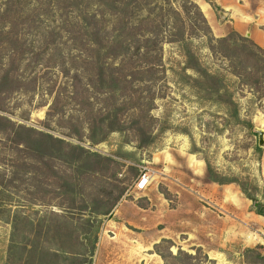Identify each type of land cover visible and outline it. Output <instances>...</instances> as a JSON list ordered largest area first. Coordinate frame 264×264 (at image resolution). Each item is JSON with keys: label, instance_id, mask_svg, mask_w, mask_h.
I'll return each instance as SVG.
<instances>
[{"label": "rangeland", "instance_id": "1", "mask_svg": "<svg viewBox=\"0 0 264 264\" xmlns=\"http://www.w3.org/2000/svg\"><path fill=\"white\" fill-rule=\"evenodd\" d=\"M151 2L150 6H156L153 15L160 5L166 8V0ZM171 4L182 14V0H171ZM213 10L216 21L222 22V12ZM191 16L199 25L196 15ZM59 23L56 15L43 24L52 28ZM147 27L144 24L141 31ZM15 29L20 40L31 44L33 53L24 52L18 62L19 53L12 63L9 48L1 50L0 76L8 70V81L0 90V115L114 161L108 171L90 173L66 157L48 161L34 152L24 154L1 127L0 172L12 170L15 163L28 166L26 182H14L19 188L12 190L13 204L21 206L32 227L40 221L62 226L69 219L75 232L82 234L88 221L91 230L98 231L91 264H247L245 249L264 245V217L254 212V202L247 197L264 204V141L260 145L258 135V131L264 133V91L252 82L259 73L245 80L232 72V62L238 69L252 64L245 55L252 48L250 43L234 37L224 45L211 43L212 51L201 28L186 20L183 40L162 41L156 73L144 74L134 85L136 92L119 89L109 99L122 109L123 129L92 142L87 123L73 103L60 108L65 84L60 57L48 51L37 58L35 53L44 48L42 36L26 24ZM10 30L11 26L4 27V34ZM221 33L212 31L216 38ZM6 39L0 43L7 47ZM58 44L60 48V38ZM241 44L247 49L242 51ZM153 55L139 59L142 67ZM146 84L151 85L150 91ZM89 95L95 108L102 104V95ZM139 97V107L148 110L136 125L133 119L143 114L134 111L140 109L133 104ZM149 116L153 120L145 121ZM77 155L73 150L67 157L73 160ZM145 168L152 175L145 192L151 197L156 194V199L146 208L145 219H119V203L138 195L133 184ZM114 186L125 189L122 197L109 214H95L92 210L100 203L112 204L117 194ZM102 188L112 193L107 195ZM7 233L11 237L12 227L8 230L0 222V264L17 262L8 257ZM92 236L85 239L88 247ZM45 244L55 250L53 240Z\"/></svg>", "mask_w": 264, "mask_h": 264}, {"label": "trees", "instance_id": "2", "mask_svg": "<svg viewBox=\"0 0 264 264\" xmlns=\"http://www.w3.org/2000/svg\"><path fill=\"white\" fill-rule=\"evenodd\" d=\"M182 1L184 3L181 5L182 14L171 4V0H166V8L160 5L159 11L153 15L156 6L155 4L150 6L151 0H4L0 4V41L7 38L8 44L6 47L0 43V52L4 48H9L12 63L16 61L19 53L21 57L18 56V62L24 57V52L33 53L31 44L27 45L24 39L20 40L18 30L15 29L18 24H26L29 29L33 27L35 34L42 36L44 44L43 51L36 52L35 56L38 58L49 51L50 56L57 53L56 55L60 57V76L65 79L62 87L64 93H60V108L66 102L73 103L87 123V137L92 142L103 141L109 133L123 129L124 120L120 115L122 109L109 99H112L119 89L125 93L129 90L136 92L134 85L143 80L144 74L150 73L153 76L156 73L155 67L160 62L162 41L183 40L186 35V20L191 22L192 27L201 28L212 51H215V47L211 43L224 45L234 37L240 42L250 43L251 49H247L245 44H241V47L242 51L247 49L246 60L250 59L252 64L250 66L243 64V69H238V65L232 62V72L245 80L249 78V74L259 73L258 77H252V82L261 86L263 93L264 49L234 30L226 36L216 38L199 6L190 0ZM205 1L213 9L221 12L217 5L209 0ZM144 7L147 8L145 15L141 14ZM189 7L194 9L193 13L199 20V25L195 21L192 22L193 13H190ZM56 15L60 19L59 25L49 28L51 25L43 24L45 19L52 20ZM144 24L149 27L141 31ZM7 26H11L12 30L4 34V27ZM152 54L154 55L151 61L145 62L146 66L142 67L143 63L139 59H145ZM224 56L230 60L234 58L228 53ZM1 64L0 53V67ZM6 71L0 76V90L8 81V70ZM150 86L146 84L148 91L151 89ZM93 92L103 96L101 99L103 102L97 108L90 100L89 93ZM139 100L140 97L133 104L138 105L140 109L134 111L143 114L133 119L132 123L136 125L142 122L148 110L139 107L142 104ZM144 120L150 122L153 117L149 116ZM1 127L6 137L16 145L15 149L24 154L34 152L39 158H47L48 161L66 157L69 162H74L77 167L84 168L90 173L108 171L110 165L114 164L107 156L65 142L47 132L15 124L0 115V134ZM137 128L142 130V127ZM63 146L66 148L63 149ZM73 150L78 151L79 155L71 160L67 155L73 153ZM12 166V170L0 172V220L9 222L12 227L8 257L16 259L17 262L13 264H91L98 231H92L87 221L83 224V233H76L75 228L68 222L69 219H66L62 226L60 222L44 225L40 221L32 227L21 206L13 204L12 190L17 192L19 188L14 182H26L28 166L25 162ZM50 171L52 175H56L54 167H51ZM114 188L117 194L112 204L106 206L105 202L100 203L92 210L95 214H109L122 197L125 189L117 186ZM102 192L110 195L112 190L102 188ZM247 197L257 202L253 210L264 217V204L254 197ZM31 234L32 239L29 237ZM92 234L93 243L88 247L84 244L85 239ZM47 240H53L55 250L47 247L45 244ZM244 259L247 264H264V245L245 249Z\"/></svg>", "mask_w": 264, "mask_h": 264}, {"label": "crops", "instance_id": "3", "mask_svg": "<svg viewBox=\"0 0 264 264\" xmlns=\"http://www.w3.org/2000/svg\"><path fill=\"white\" fill-rule=\"evenodd\" d=\"M210 2L220 8L224 18L222 22L216 21V14L207 1L196 0L213 32L215 30L222 32L219 36L223 37L234 30L264 48V0H210ZM153 199H156V194L152 193L151 197L144 191L132 199L122 200L118 205L120 212L118 218L145 219V210ZM0 222H4L8 230L10 229L9 222L2 220ZM6 237V242L9 243L10 233H7Z\"/></svg>", "mask_w": 264, "mask_h": 264}, {"label": "built area", "instance_id": "4", "mask_svg": "<svg viewBox=\"0 0 264 264\" xmlns=\"http://www.w3.org/2000/svg\"><path fill=\"white\" fill-rule=\"evenodd\" d=\"M152 179L151 170L149 168H145L144 171L138 176L136 181L133 184V188L138 193L144 192L148 185L150 184Z\"/></svg>", "mask_w": 264, "mask_h": 264}, {"label": "water", "instance_id": "5", "mask_svg": "<svg viewBox=\"0 0 264 264\" xmlns=\"http://www.w3.org/2000/svg\"><path fill=\"white\" fill-rule=\"evenodd\" d=\"M258 135H259V144L261 145V143L264 141L263 140V137H264L263 131H258ZM253 205L256 206L257 202H254Z\"/></svg>", "mask_w": 264, "mask_h": 264}]
</instances>
